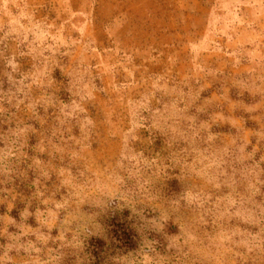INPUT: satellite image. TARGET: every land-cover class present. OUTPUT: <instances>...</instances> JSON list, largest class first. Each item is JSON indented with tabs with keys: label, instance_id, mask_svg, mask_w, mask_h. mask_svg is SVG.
<instances>
[{
	"label": "rangeland",
	"instance_id": "rangeland-1",
	"mask_svg": "<svg viewBox=\"0 0 264 264\" xmlns=\"http://www.w3.org/2000/svg\"><path fill=\"white\" fill-rule=\"evenodd\" d=\"M257 145L264 0H0V244L11 218L56 238L40 264H167L225 223Z\"/></svg>",
	"mask_w": 264,
	"mask_h": 264
},
{
	"label": "clouds",
	"instance_id": "clouds-1",
	"mask_svg": "<svg viewBox=\"0 0 264 264\" xmlns=\"http://www.w3.org/2000/svg\"><path fill=\"white\" fill-rule=\"evenodd\" d=\"M258 145L244 157L247 163L240 190L233 188L220 217L225 223L216 228L210 227L203 239L193 235L181 243L179 237H169L171 242L168 249H175V254L168 258L167 264L173 261L174 264H264V154L257 158L260 153ZM9 220V226L18 227L20 232H9L7 241L0 244V264H40L38 256L43 250L41 245H46L48 241L55 242L56 238L50 233L46 237L33 233L35 241L29 239L21 243L23 237L27 236L23 226L17 225L14 219ZM157 228L158 232L163 233V224ZM58 238L63 240V235ZM82 246L83 241L76 237L69 245L72 249ZM74 256L75 252H69L56 259L63 264H73ZM145 260L148 261L149 257L145 256Z\"/></svg>",
	"mask_w": 264,
	"mask_h": 264
},
{
	"label": "trees",
	"instance_id": "trees-1",
	"mask_svg": "<svg viewBox=\"0 0 264 264\" xmlns=\"http://www.w3.org/2000/svg\"><path fill=\"white\" fill-rule=\"evenodd\" d=\"M131 222L125 213L122 218L121 215L113 216L108 222L111 239L116 242L119 249L125 251L135 250L139 242L138 234ZM104 245L105 243L102 239H91V254L94 256L98 255V252L102 251Z\"/></svg>",
	"mask_w": 264,
	"mask_h": 264
}]
</instances>
